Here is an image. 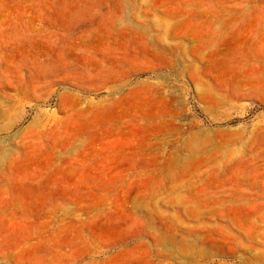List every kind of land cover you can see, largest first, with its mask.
<instances>
[{"label":"rangeland","instance_id":"obj_1","mask_svg":"<svg viewBox=\"0 0 264 264\" xmlns=\"http://www.w3.org/2000/svg\"><path fill=\"white\" fill-rule=\"evenodd\" d=\"M0 264H264V0H0Z\"/></svg>","mask_w":264,"mask_h":264}]
</instances>
